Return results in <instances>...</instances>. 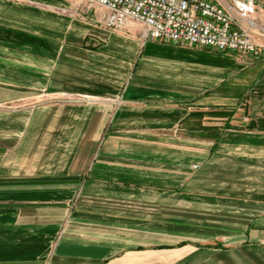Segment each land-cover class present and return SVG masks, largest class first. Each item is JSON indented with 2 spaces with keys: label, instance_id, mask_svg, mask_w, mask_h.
<instances>
[{
  "label": "crops",
  "instance_id": "crops-1",
  "mask_svg": "<svg viewBox=\"0 0 264 264\" xmlns=\"http://www.w3.org/2000/svg\"><path fill=\"white\" fill-rule=\"evenodd\" d=\"M102 13L0 0V264H264V58Z\"/></svg>",
  "mask_w": 264,
  "mask_h": 264
},
{
  "label": "built area",
  "instance_id": "built-area-1",
  "mask_svg": "<svg viewBox=\"0 0 264 264\" xmlns=\"http://www.w3.org/2000/svg\"><path fill=\"white\" fill-rule=\"evenodd\" d=\"M68 1L84 16L101 10L106 29L140 28L144 41L264 58V0Z\"/></svg>",
  "mask_w": 264,
  "mask_h": 264
},
{
  "label": "rangeland",
  "instance_id": "rangeland-1",
  "mask_svg": "<svg viewBox=\"0 0 264 264\" xmlns=\"http://www.w3.org/2000/svg\"><path fill=\"white\" fill-rule=\"evenodd\" d=\"M242 103L241 107L245 109L244 120H242L244 127L247 128L249 120L252 118H262L264 116V96L251 94ZM228 126L224 124V127Z\"/></svg>",
  "mask_w": 264,
  "mask_h": 264
},
{
  "label": "trees",
  "instance_id": "trees-1",
  "mask_svg": "<svg viewBox=\"0 0 264 264\" xmlns=\"http://www.w3.org/2000/svg\"><path fill=\"white\" fill-rule=\"evenodd\" d=\"M254 95H260V96H264V94H259V93H255ZM243 97L241 104L243 105V101L247 98ZM247 112V111H246ZM232 111L231 112H215V113H211L210 115L213 117H230ZM250 122L247 125V129L249 130H258V131H264V116L262 118H252L251 120H249ZM218 136V134H217Z\"/></svg>",
  "mask_w": 264,
  "mask_h": 264
}]
</instances>
